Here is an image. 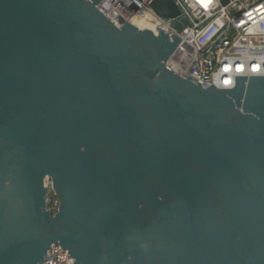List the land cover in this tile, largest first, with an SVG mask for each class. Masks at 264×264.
Wrapping results in <instances>:
<instances>
[{"label":"water","instance_id":"water-1","mask_svg":"<svg viewBox=\"0 0 264 264\" xmlns=\"http://www.w3.org/2000/svg\"><path fill=\"white\" fill-rule=\"evenodd\" d=\"M98 2L0 0V264H264V76L194 84Z\"/></svg>","mask_w":264,"mask_h":264},{"label":"built area","instance_id":"built-area-1","mask_svg":"<svg viewBox=\"0 0 264 264\" xmlns=\"http://www.w3.org/2000/svg\"><path fill=\"white\" fill-rule=\"evenodd\" d=\"M151 1L99 0L97 9L117 27L130 16H138L152 25L155 35L158 28L176 36L179 43L167 66L203 88L231 89L234 77L264 76V0H173L189 21L180 32L174 30L171 20L159 18L150 9ZM44 185L53 193L49 179ZM58 205L54 196L47 206L52 215ZM50 256L53 258L42 264L73 261L58 243L47 250L46 257Z\"/></svg>","mask_w":264,"mask_h":264},{"label":"bare ground","instance_id":"bare-ground-1","mask_svg":"<svg viewBox=\"0 0 264 264\" xmlns=\"http://www.w3.org/2000/svg\"><path fill=\"white\" fill-rule=\"evenodd\" d=\"M127 21L131 25L135 26L137 29L142 31H147L150 32L152 35H155L152 25L149 22H147V20L143 19V17L130 16V18H128Z\"/></svg>","mask_w":264,"mask_h":264},{"label":"rangeland","instance_id":"rangeland-1","mask_svg":"<svg viewBox=\"0 0 264 264\" xmlns=\"http://www.w3.org/2000/svg\"><path fill=\"white\" fill-rule=\"evenodd\" d=\"M128 22V21H127ZM47 184H48V181H47ZM48 201H47V206H49L52 202H53V199H54V195L52 192H50V194L48 195Z\"/></svg>","mask_w":264,"mask_h":264}]
</instances>
